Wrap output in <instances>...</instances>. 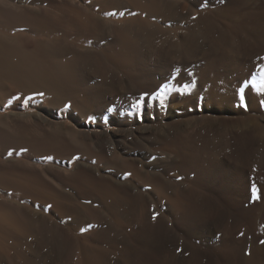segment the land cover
Wrapping results in <instances>:
<instances>
[{"label": "rangeland", "instance_id": "obj_1", "mask_svg": "<svg viewBox=\"0 0 264 264\" xmlns=\"http://www.w3.org/2000/svg\"><path fill=\"white\" fill-rule=\"evenodd\" d=\"M27 1L19 0L20 3ZM160 1L163 4L160 9L171 7L172 16L166 9L161 11L159 17L153 18L154 23L167 30L153 37L151 46L155 49L166 46L164 48L173 66L180 69L184 77L172 87V92L157 102L150 95L146 98L147 104L139 108L134 105L142 95L141 91H149L146 86H133L125 82L118 95L105 93L104 100L111 102L113 110L127 112L138 120V124L131 126L107 122L112 107L105 110L107 113L104 111L101 121L96 116L80 115L71 108L59 110L58 113L41 99L16 93L5 82L0 92V115L7 117H3L7 123L1 122L0 127L3 128L0 134L17 136L11 139L7 135H0V159L3 157V160L12 162L28 156L36 162L43 161L40 150L45 148L46 143L35 141L32 131L47 132L51 126H66L81 131L87 136L80 141L84 140L98 154L107 155L114 149L119 155L135 158L134 165L149 178V182L142 184L134 179L121 180L131 186L130 191L137 196L140 210L149 209L150 219L147 225L135 227L129 232L130 236L124 229L115 231V241H110L115 248L110 250L106 264H128L118 252V247L126 241H144V252H157V255L152 252L157 258L151 259L150 264H264V244L260 243L264 240V105L260 103L264 100V94L256 92L249 83L253 77L259 82V66L264 64V0ZM123 5V11L130 9L126 1H123ZM168 17H174L175 22L172 23ZM110 23V20H106V27H110ZM230 23L238 28L228 30ZM223 35L227 36L229 45L225 47L230 49V44L233 45L230 50H225V56L218 44ZM96 40L89 39L93 43ZM236 44H240V50ZM145 46V50L154 49ZM207 63L215 66L218 77L216 85L223 84L224 91L228 92H224V97L214 91L209 96L205 94L204 85L199 84L196 94L190 99L187 95L190 70H202ZM169 66L168 69L172 67ZM96 77V74H81L78 81L97 95ZM241 88L245 96L243 104L240 101ZM104 120L105 123L102 122ZM19 132L23 134V139ZM165 132L167 134L161 136ZM69 155L65 154L60 161L66 164L81 161L93 166L92 159H75V156ZM36 162L33 166H38L34 167L38 168L37 171L44 168L40 171L43 176L47 168L61 172L53 165L50 167L49 161H45L47 164L41 162L44 165ZM47 174L44 178L50 181V174ZM53 184L58 186L55 181ZM253 186L259 199L253 196ZM71 189L66 190L72 193ZM175 190L180 197L179 209L171 205ZM74 196L80 199L79 195ZM36 211L41 213L44 210L41 207ZM49 211L47 214L58 217L55 211ZM154 214L157 216L155 220L152 219ZM41 232L45 234V231ZM96 242L100 245L106 243ZM62 244V241H32L26 256L33 258L35 264H64ZM132 252L133 256L136 249L133 248ZM0 264L9 263L0 259Z\"/></svg>", "mask_w": 264, "mask_h": 264}, {"label": "bare ground", "instance_id": "obj_2", "mask_svg": "<svg viewBox=\"0 0 264 264\" xmlns=\"http://www.w3.org/2000/svg\"><path fill=\"white\" fill-rule=\"evenodd\" d=\"M123 1L128 3L129 10H122ZM161 4L160 0H28L26 3L0 0V92L6 82L16 93L41 99L58 113L59 110L71 108L80 112V115L96 116L101 121L104 111L112 107V114L107 122L131 126L138 124V120L127 112L113 110L111 102L104 100V94L108 92L110 95H118L119 89L124 88V83L129 82L133 86L149 88V91H141L142 94L158 93V98L153 99L157 102L163 100L172 92V87L184 78L180 69L173 66L174 63L164 48L166 46L156 49L151 46L153 37L167 30L153 22L154 17H159L161 11L167 9L161 10ZM171 13L169 10L170 16ZM175 14L176 12L174 16ZM167 19L172 23L176 20L174 17ZM221 19L224 21V18ZM106 20L111 21L110 27H106ZM230 25L228 24V30L236 28L235 25ZM92 38L97 40L93 43L89 41ZM240 41L241 39L238 42ZM218 44L224 56L227 55L225 50H230L233 46L229 43L230 49L225 47L229 46L226 35L219 39ZM239 45L236 44L238 49ZM143 46L154 49L145 50ZM232 51L229 52L231 56ZM167 65L172 67L168 69ZM214 69L215 66L208 64L202 70H190L187 92L190 99L196 94L199 84L204 85L205 94L209 96L213 91L221 94L220 96L225 91L228 92L224 91L223 84L216 85L218 77ZM87 73L98 77L97 95L79 84L78 77ZM41 92L43 95H39ZM8 116L11 117L10 114ZM3 117L6 116L0 115V125L1 122L7 123L4 121L7 117ZM102 122L105 123V120ZM1 131L2 129L0 133ZM32 132L35 133V141L46 143L45 148L40 150L43 161L37 162L44 165L41 162L49 161L50 167L53 165L61 172L47 168L44 173L52 175L53 178L47 174L51 182L44 178L46 174H41L40 171L44 168L40 171L34 168L36 160L31 157L14 158L12 162L5 158L3 160V157L0 159V259L9 264H28L33 262V258L26 256L32 241H62L64 264H106L110 250L115 248V244L110 242L115 241V231L124 229L129 234L135 227L147 225V220L150 219L149 209L140 210L137 196H133L131 186L123 181L134 179L137 183L145 184L149 178L134 165L135 158L119 155L114 149L107 155L98 154L84 140L80 141L87 136L81 131L66 126H51L47 132ZM166 132L161 136L164 137ZM18 135L23 134L19 132ZM14 136L11 134L6 137L12 139L17 135ZM65 154L73 155L75 159H92L93 166L81 161H69L66 164L60 161ZM70 187L73 189L72 193L66 190ZM73 192L74 195H79L81 201L75 198ZM174 192L171 205L179 209L180 197L177 190ZM41 207L44 211L37 213L36 210ZM49 210L55 211L58 217L47 214ZM85 228L87 231H81ZM99 229L103 230L99 232ZM41 231H45V234ZM96 241L106 243L100 245ZM124 243L120 244L118 252L128 264H150L151 259L157 258L152 253L154 250L143 251L144 241ZM133 248L136 249L134 257Z\"/></svg>", "mask_w": 264, "mask_h": 264}, {"label": "snow or ice", "instance_id": "obj_3", "mask_svg": "<svg viewBox=\"0 0 264 264\" xmlns=\"http://www.w3.org/2000/svg\"><path fill=\"white\" fill-rule=\"evenodd\" d=\"M196 17H193V19H195ZM264 59V58H262ZM252 84V87L255 88L256 92L260 93V94H264V64H261L259 66V82L256 81V78L253 77V79L249 82ZM39 95H43V93H39ZM152 96L154 99L158 98L159 94L156 93V92H152V93H148V92H145L143 93L137 100L136 104L134 105V107H137L139 108L142 104H147V97L149 96ZM15 99H20L19 97H15ZM244 99H245V96H244V91H243V88L240 89V101L241 103L243 104L244 102ZM261 105H264V100H261ZM9 155H11V153H9ZM49 159H51V157H49ZM78 159V158H77ZM153 159H155V157H153ZM127 175H130L127 174ZM253 196L257 199H259V197L257 196V190L255 188V186H253ZM86 203H91V201H86ZM49 207H51L49 205ZM157 218V216L154 214L152 219L155 220ZM89 227H91V225H89ZM81 231H87V229H81ZM241 235H243V233H241ZM261 244H264V240H261L260 241ZM178 251H182L180 249H178Z\"/></svg>", "mask_w": 264, "mask_h": 264}]
</instances>
